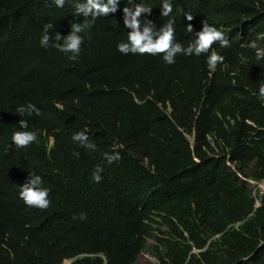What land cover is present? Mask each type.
Listing matches in <instances>:
<instances>
[{
    "label": "trees",
    "instance_id": "obj_1",
    "mask_svg": "<svg viewBox=\"0 0 264 264\" xmlns=\"http://www.w3.org/2000/svg\"><path fill=\"white\" fill-rule=\"evenodd\" d=\"M144 2L157 26L175 20L184 45L187 24L218 26L223 63L117 51L122 10L140 0L98 17L72 61L40 38L44 24L64 35L83 20L73 0H0V264H136L144 252L150 264H264V195L256 208L246 181H264V60L248 47L264 37V0H172L168 17L162 0ZM29 102L40 114L20 116ZM22 119L38 136L16 148ZM85 128L95 150L72 140ZM29 170L50 189L46 209L19 198Z\"/></svg>",
    "mask_w": 264,
    "mask_h": 264
},
{
    "label": "clouds",
    "instance_id": "obj_2",
    "mask_svg": "<svg viewBox=\"0 0 264 264\" xmlns=\"http://www.w3.org/2000/svg\"><path fill=\"white\" fill-rule=\"evenodd\" d=\"M56 7H64L66 0H52ZM75 14L82 16L80 22H70V29L67 34L55 32L54 35H49V30L53 28L50 23L44 24L43 35L40 38V46L47 49L54 47L61 53L68 55L72 61H76L81 52V45L86 38L90 29L95 24L98 17H106L110 13L117 11V6L120 0H73ZM129 5L134 3V0H127ZM161 16L168 17L173 11L172 0H162ZM151 7L140 0V3L134 7L123 8V27L127 29L126 39L117 43V51L124 55H144L148 54L156 56L162 54L161 59L168 65L174 64L177 55L184 56H200L207 54L206 63L212 70L218 63H223L224 56L218 53L212 46L217 42L221 47H227L229 41L226 39L225 33L216 25L210 24L207 20H202L201 27L193 33L191 24L186 25L188 33L194 35V39L187 45L182 44L176 38L175 20L169 19L162 25L157 26L152 20L147 18ZM186 19L191 21L193 16L190 13L185 14ZM264 37H257L248 43V47L255 51V57L259 60H264V45L258 43ZM258 99L264 104V84H261L257 91ZM20 116L25 114L31 116L39 115L40 109L33 103L29 102L16 109ZM20 129L12 135V143L16 148H26L37 140L38 133L36 130H30L26 120H20ZM72 140L78 142L79 145L86 149L95 150L96 145L89 140L87 129L73 133ZM103 157L108 164L120 160V153L112 151L111 153H103ZM103 168L96 166L91 173V178L94 183H100L103 179ZM50 189L44 186L43 178L35 171L29 170L26 180L19 185V198L29 207L46 209L51 201L49 199ZM77 217L74 216L73 219ZM79 219H86V214L81 212Z\"/></svg>",
    "mask_w": 264,
    "mask_h": 264
},
{
    "label": "rangeland",
    "instance_id": "obj_3",
    "mask_svg": "<svg viewBox=\"0 0 264 264\" xmlns=\"http://www.w3.org/2000/svg\"><path fill=\"white\" fill-rule=\"evenodd\" d=\"M189 139H190L191 142L193 141V137H190ZM258 183H262V182H258ZM248 187L252 191L253 197L255 199L259 200V198L262 195H264V194L261 193V191H263L262 188H264V185L257 186V185H252V184L248 183ZM258 203H260V202L256 203V207L258 206ZM153 262H155V259L150 255V253L144 252L143 254H141L139 256L138 261H137L136 264H150V263H153Z\"/></svg>",
    "mask_w": 264,
    "mask_h": 264
},
{
    "label": "built area",
    "instance_id": "obj_4",
    "mask_svg": "<svg viewBox=\"0 0 264 264\" xmlns=\"http://www.w3.org/2000/svg\"><path fill=\"white\" fill-rule=\"evenodd\" d=\"M247 182H248L249 184L257 185V186L264 185V181H263L262 183H257V182H254V181H252V180H247ZM262 189H263V191H261V193L264 194V188H262Z\"/></svg>",
    "mask_w": 264,
    "mask_h": 264
},
{
    "label": "bare ground",
    "instance_id": "obj_5",
    "mask_svg": "<svg viewBox=\"0 0 264 264\" xmlns=\"http://www.w3.org/2000/svg\"><path fill=\"white\" fill-rule=\"evenodd\" d=\"M52 141H53V139H52ZM192 144L194 143V137H193V142H191ZM53 144V143H52ZM249 180H251V179H249ZM247 181V180H246ZM252 181H254V180H252ZM254 182H256V181H254ZM263 182V181H262ZM248 183V182H247ZM258 183V182H257ZM263 196V195H262ZM257 202H260L259 200H257L256 199V203ZM258 207H260V203H258V206L256 207V208H258ZM70 262H72V261H66L64 264H68V263H70ZM71 264V263H70Z\"/></svg>",
    "mask_w": 264,
    "mask_h": 264
},
{
    "label": "water",
    "instance_id": "obj_6",
    "mask_svg": "<svg viewBox=\"0 0 264 264\" xmlns=\"http://www.w3.org/2000/svg\"><path fill=\"white\" fill-rule=\"evenodd\" d=\"M193 142V141H192ZM71 263V262H70ZM70 263H68V264H70Z\"/></svg>",
    "mask_w": 264,
    "mask_h": 264
}]
</instances>
